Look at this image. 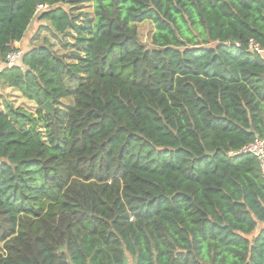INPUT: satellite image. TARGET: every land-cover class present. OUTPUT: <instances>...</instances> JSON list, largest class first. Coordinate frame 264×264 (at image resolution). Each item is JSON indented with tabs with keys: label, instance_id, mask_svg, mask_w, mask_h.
I'll return each mask as SVG.
<instances>
[{
	"label": "trees",
	"instance_id": "trees-1",
	"mask_svg": "<svg viewBox=\"0 0 264 264\" xmlns=\"http://www.w3.org/2000/svg\"><path fill=\"white\" fill-rule=\"evenodd\" d=\"M34 20L0 70L34 105L0 110V264H264L230 154L264 140V0H0V59Z\"/></svg>",
	"mask_w": 264,
	"mask_h": 264
},
{
	"label": "built area",
	"instance_id": "built-area-1",
	"mask_svg": "<svg viewBox=\"0 0 264 264\" xmlns=\"http://www.w3.org/2000/svg\"><path fill=\"white\" fill-rule=\"evenodd\" d=\"M47 9L48 8L46 6L40 4L36 8V12L40 13L41 11H45ZM235 45L237 47L240 46L238 42H235ZM247 49L252 53H256L261 56L264 55V49H262L259 46V44L253 39H250L248 41ZM22 56H23V51L19 48H16L15 50L9 52L3 59H0V66H6L7 68H11L20 61ZM230 154L231 155L242 154V155H250L254 157L260 169V173L264 178V140L260 138H254L252 142L242 147L239 151L230 152Z\"/></svg>",
	"mask_w": 264,
	"mask_h": 264
},
{
	"label": "crops",
	"instance_id": "crops-1",
	"mask_svg": "<svg viewBox=\"0 0 264 264\" xmlns=\"http://www.w3.org/2000/svg\"><path fill=\"white\" fill-rule=\"evenodd\" d=\"M31 25L34 26L33 30L34 29L36 30L37 27L40 25V23L38 21L34 20ZM31 25H30L28 32L25 35L24 39L21 42L15 43V48L26 50L30 47V41H31L32 34H33V32L31 31ZM263 58H264V55H263ZM2 67L3 66H0V70L2 69ZM6 103H10L15 108L20 107V108H23L26 110H28V109L24 108L25 104H27V105L32 104L31 108H33V110H34V105L32 102L27 101L26 99H24L21 96V94L17 90H15L14 88L8 87L7 85H5L4 83H2L0 81V110L1 111L4 110ZM29 106H31V105H29ZM31 108H29V109H31Z\"/></svg>",
	"mask_w": 264,
	"mask_h": 264
},
{
	"label": "rangeland",
	"instance_id": "rangeland-1",
	"mask_svg": "<svg viewBox=\"0 0 264 264\" xmlns=\"http://www.w3.org/2000/svg\"><path fill=\"white\" fill-rule=\"evenodd\" d=\"M33 27L34 26L31 25V31L33 32L32 38H34L35 32L37 31L35 29L33 30ZM137 30H138V37H139L140 41L142 43L148 44L150 42L151 35L154 31L153 25L149 21H144V22L137 25ZM44 37H48V30H42L39 34L36 33L34 42H32V44L40 43ZM31 41H30V44H31ZM29 105H31V106H29ZM31 107H32V104H28V105L25 104L24 108H27L28 110L33 112L34 110ZM29 108H31V109H29Z\"/></svg>",
	"mask_w": 264,
	"mask_h": 264
}]
</instances>
